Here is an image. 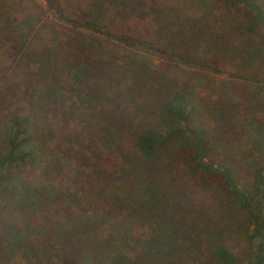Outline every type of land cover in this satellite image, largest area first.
<instances>
[{"label": "rangeland", "instance_id": "obj_1", "mask_svg": "<svg viewBox=\"0 0 264 264\" xmlns=\"http://www.w3.org/2000/svg\"><path fill=\"white\" fill-rule=\"evenodd\" d=\"M255 1L264 13V0ZM50 3L0 0V143L3 125L12 115L24 113L30 116L31 137L38 157L31 170L13 169L16 187L24 189L44 183L46 177L80 194L91 207L112 209L105 229L111 224H127L143 245L152 236L158 237V245L148 250L149 257L141 254L139 264H219L212 253L216 243H223L239 259L247 260L252 246L245 213L219 181L194 174L189 171L191 167L186 169V164H190L187 159L191 143L185 138L171 143L159 155L156 168H160L152 172L155 193L145 195L141 187L140 194L129 192L123 204L96 196L107 194L104 182L116 181L124 167H131V172L144 168L135 158L132 135L141 123L164 124L157 112L161 95L165 94L161 86L170 89L185 86L196 96L200 109L197 123L206 129L208 159L230 168L239 187L250 193L253 170L264 163V30L249 22L245 9L226 11L218 0H51ZM56 10L73 21L100 19L99 25L112 36L88 33L101 42L98 57H109L105 63L113 59L126 63L127 57L132 56L126 53H135L146 65V76L127 81L123 73L110 65L103 66L100 72L85 71L81 69L83 63L99 61L91 55H80L86 53L80 49L79 56L85 60L72 69L76 76L73 78L67 67L60 69V62L66 63L73 49L68 48L73 43H68L67 37H73L72 28L59 18ZM236 23L243 26L234 31L222 30ZM20 25L22 30H16ZM119 36L127 37V42L115 40ZM53 39L62 44V49L58 55L45 56L44 61L55 60L47 65L52 77L59 76L63 82L57 86L48 78L38 87L34 81L36 68L29 58L18 66L16 49L18 43L26 41L27 52L42 53L43 47L52 50L56 46ZM133 39L164 52L147 53L137 45L132 49L129 46L133 45ZM231 42L237 47H231ZM171 53L178 59L186 56L201 61L206 69L178 63L169 57ZM79 70L84 74H78ZM44 84L48 85V91L41 87ZM36 87H41V91H35ZM23 192L10 191L0 197L1 264H26V260L31 264L35 254L40 258L49 255L41 245L49 223L44 222L39 231H34L24 228L26 217L18 218L24 211L33 218V227L36 224V214H31L35 210L30 204L25 205V198H30L31 193ZM54 198L56 195L50 199ZM151 198L153 206L145 202ZM56 211L57 206L50 203L43 213L53 215L52 221H59L61 216L55 215ZM158 226L168 230L165 235ZM4 232L9 237L22 233V239L32 247L31 256L23 250H11ZM66 237L70 238L69 234ZM75 246L76 251H96L88 241Z\"/></svg>", "mask_w": 264, "mask_h": 264}, {"label": "trees", "instance_id": "obj_2", "mask_svg": "<svg viewBox=\"0 0 264 264\" xmlns=\"http://www.w3.org/2000/svg\"><path fill=\"white\" fill-rule=\"evenodd\" d=\"M51 0H49V5ZM226 11L232 9L240 10L245 9L248 15L249 22L255 24L258 28L264 30V13L260 5L255 0H218ZM59 18L70 26V36L67 37L68 43H73L68 48L76 49L75 52L80 51L86 52V57L93 56L99 62L90 60V64H78L85 60V57H81L78 54H73L71 49L66 59V63L60 62V69L67 67L70 70V74L76 76V73H72V69L80 67L90 71L100 72L103 66L108 67L110 65L113 70H119L123 73V77L127 81H133L136 76L145 77L147 74L146 65L142 64L143 59H139L138 55L132 52L126 54L132 55L128 58V62L124 63L120 60H113L109 63H105L109 60L104 59L106 57H98L101 54V42L100 40L88 33H94L98 36H112L106 31L104 27L99 25L100 19L95 20H75L73 21L69 17L64 16L60 10H56ZM5 21V20H4ZM3 22V21H2ZM5 22H3L4 24ZM20 24V22H19ZM22 26L25 24L22 22ZM242 24H232L230 29H222L234 31L238 30ZM30 28V26H29ZM21 31V25L16 28ZM87 32V33H85ZM13 34V33H12ZM73 34V35H72ZM223 34V33H222ZM220 34L222 37L224 35ZM21 36V35H16ZM16 36L12 38L15 39ZM93 40L90 42L89 40ZM115 40L120 43H126L127 37H116ZM24 41L16 49L19 54L18 66L27 61L26 58L31 60V66L36 68L35 75L37 78L34 79L38 87L46 82V80L53 79V84L61 86L63 78L57 76L52 77V73L47 64H50L52 60L44 61L45 56L58 55V52L62 49V44L57 43V39H53V43L56 46L51 50L49 47L45 48L42 53L37 50L36 52H27V46ZM132 44L129 47L135 48L139 46L140 50L144 52H153L160 54L162 51L158 47L151 46L150 44L139 41L136 39L132 40ZM231 47L236 48L237 45L230 43ZM48 49V50H45ZM175 53L169 55L170 58L175 59L178 63H183L186 66L197 65L202 70L206 68L201 66V61H194L191 57H175ZM43 59V62L41 60ZM29 60V61H30ZM55 61V60H54ZM22 62V63H21ZM104 62V63H100ZM57 63V62H56ZM67 64V66L65 65ZM102 65V67H101ZM112 70V71H113ZM84 72L82 70L79 73ZM74 78V77H73ZM76 78V77H75ZM107 78V77H106ZM34 88L35 91L38 89L41 91V87H45L43 90L48 91V85L44 84L40 88ZM62 88V87H59ZM160 89H165V94L161 95V99L158 103L157 112L165 120L164 124L159 126L149 122L141 123L132 135V140L136 150L137 157L143 165V169H137L131 172V167H124L120 172V178L115 180H107L104 184H107L104 190L107 194L104 196H96L99 199L110 200L113 199L116 204H123L127 198L128 193L138 194L139 188L143 187L140 191L145 195L153 194L157 190L155 188V178L153 179L152 172L158 170L160 167L157 166L159 155L162 151L167 148L171 143L185 138L191 143V151L188 152L187 161L190 164H186V169L190 168L189 171L194 174L208 175L213 179L219 181L224 190L239 203L241 211H243L247 217V231L249 233V245L252 246L251 255L247 260L239 259L232 249L224 245L223 243H216L213 246V256L219 264H264V163L258 165L253 170L252 189L249 193L247 190H243L239 187L237 180L234 178L230 168L224 166L216 161L209 160L207 157V138L206 129L198 124L197 121L200 115L199 102L193 93L187 91L185 86L183 88L170 89L161 86ZM167 90V92H166ZM30 116L24 113L12 115L8 123L3 125V140L0 143V197L9 195L10 191L17 192H30V198H25L26 207L29 206L34 209L35 212H31L35 215L36 224L33 227L31 221L33 218L24 212H20V217H26L24 221L25 229H33L39 231L40 226L47 222L48 233L45 235L44 240L41 242L46 255L44 258L39 257L38 254L34 255V260L31 264H139V258L143 255L149 257L148 250L153 246L158 245V237H151V241L143 245L139 240L135 239L132 234V229L123 225L111 224L105 229V223L110 217L112 209L98 210L95 207H91L90 203L85 202V199L70 191L68 187H61L55 183L48 181L44 177V183H36L33 186H25L24 189L17 188L16 175L12 172L15 167L33 169L38 162L37 152L35 145L33 144L31 137L30 128ZM159 165V164H158ZM40 177L43 175V171H40ZM121 173L125 175L122 176ZM43 179V178H42ZM150 187V188H147ZM25 188H29L26 190ZM95 188V187H94ZM21 190V191H19ZM151 190V191H149ZM140 194V193H139ZM54 199H50L55 197ZM46 197V198H45ZM95 197V199H97ZM97 199V200H99ZM149 206H153L154 200H149ZM53 203L57 206L58 211L55 215H60L59 221H52L53 215H45L44 209L46 206ZM135 206V205H133ZM24 208V206H23ZM60 209L64 210L60 214ZM28 220V224L26 221ZM38 222V223H37ZM22 224V225H23ZM33 227V228H32ZM164 226H158L156 228L162 229V234L165 235L168 230L163 229ZM154 228V229H156ZM14 230V229H13ZM22 232V231H21ZM7 236V234L4 232ZM22 233L17 232V236H7V244L11 246V250H23L24 254L31 256L32 247L26 240L22 239ZM69 234L70 238L66 235ZM161 237V234L158 235ZM174 238L172 235H169ZM165 237V236H164ZM75 238V239H73ZM78 238V239H76ZM177 238V237H176ZM88 241L90 245L96 248V251L92 253L90 250H78L76 246L82 242ZM150 245V247H148ZM10 248V247H9ZM39 251V250H37ZM41 251V250H40ZM39 251V252H40ZM79 252V253H78ZM138 254L136 256L135 254ZM146 253V254H145ZM159 252L154 254L158 255ZM141 254H143L141 256ZM151 254V255H154ZM26 260V257H23ZM142 260V259H141ZM1 264V260H0ZM27 264V260H26Z\"/></svg>", "mask_w": 264, "mask_h": 264}]
</instances>
